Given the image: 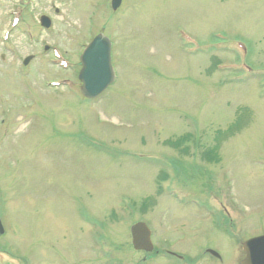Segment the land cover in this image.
<instances>
[{
    "label": "rangeland",
    "instance_id": "obj_1",
    "mask_svg": "<svg viewBox=\"0 0 264 264\" xmlns=\"http://www.w3.org/2000/svg\"><path fill=\"white\" fill-rule=\"evenodd\" d=\"M25 3L0 1V196L11 227L0 245L23 264H166L133 249L131 227L145 222L155 247L191 254L194 207L172 200L171 176L158 194L170 169L159 158L172 157L179 188L228 181L242 240L264 233V0H123L116 12L111 0ZM100 31L114 42L115 82L87 102L80 56ZM190 135L186 155L175 151ZM203 233L195 242L216 232Z\"/></svg>",
    "mask_w": 264,
    "mask_h": 264
},
{
    "label": "flooded vegetation",
    "instance_id": "obj_2",
    "mask_svg": "<svg viewBox=\"0 0 264 264\" xmlns=\"http://www.w3.org/2000/svg\"><path fill=\"white\" fill-rule=\"evenodd\" d=\"M0 1L11 2L13 0ZM197 183L201 185L198 192L180 188V192L185 194L187 200L182 202L173 200L184 206L181 207L182 209L189 206L194 207V214L200 219L201 228L195 238L202 232L205 234V231H215L216 233L212 234L209 243L205 241L195 242L194 238V241L189 244L191 254L186 256L179 254V249L174 247L170 241L166 240L169 243L167 244L159 240V243H156L155 255L166 264H242L244 258L242 257L243 245L253 236L246 241L241 238V209L234 204L229 182L226 180H197ZM4 206L6 207V204L0 201V213H2ZM3 229L4 232L0 235L4 234L6 230L11 231V227L5 225L4 219ZM260 235H264V233ZM193 252L195 255L192 254Z\"/></svg>",
    "mask_w": 264,
    "mask_h": 264
},
{
    "label": "water",
    "instance_id": "obj_3",
    "mask_svg": "<svg viewBox=\"0 0 264 264\" xmlns=\"http://www.w3.org/2000/svg\"><path fill=\"white\" fill-rule=\"evenodd\" d=\"M121 0H114L113 7L117 9ZM47 18L42 19L45 26ZM31 58L26 59L25 65ZM82 69L79 79L82 82L81 92L84 97L94 99L101 95L114 81L111 66V45L109 40L100 34L85 49L81 57ZM132 245L137 251L150 253L153 251L151 232L144 223H138L131 229ZM246 253L242 264H264V236L250 240L244 246Z\"/></svg>",
    "mask_w": 264,
    "mask_h": 264
},
{
    "label": "trees",
    "instance_id": "obj_4",
    "mask_svg": "<svg viewBox=\"0 0 264 264\" xmlns=\"http://www.w3.org/2000/svg\"><path fill=\"white\" fill-rule=\"evenodd\" d=\"M231 132V131H230ZM186 139H188L187 137H183V138H181V139H179L176 143H174L173 145L175 146V147H179V146H181L182 145V143L186 140ZM207 160H211V158H210V155H208V154H206V157H205Z\"/></svg>",
    "mask_w": 264,
    "mask_h": 264
}]
</instances>
